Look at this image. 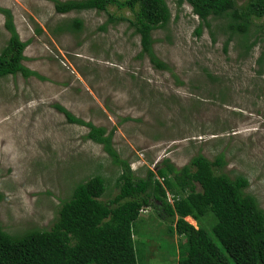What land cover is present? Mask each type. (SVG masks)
Instances as JSON below:
<instances>
[{"label": "rangeland", "instance_id": "obj_1", "mask_svg": "<svg viewBox=\"0 0 264 264\" xmlns=\"http://www.w3.org/2000/svg\"><path fill=\"white\" fill-rule=\"evenodd\" d=\"M166 2L170 20L152 32L151 46L169 69H157L147 56H137L139 36L124 22L98 28L107 17L103 11L59 13L52 0H0V7L10 9L19 38L29 41L22 63L42 76L0 77L4 230L21 234L49 227L75 185L94 174L106 178L102 200L118 191L119 167L101 143L85 138L88 127L68 122L55 104L113 130L112 147L137 175L147 168L155 171L165 157L179 168L197 152L213 158L222 151V171L245 174L248 189L264 208V73H257L256 64L261 42L246 57L239 55L243 48L236 40L224 50L222 32L215 42L203 25L195 34L200 20L187 3ZM121 12L129 14L116 11ZM74 17L83 20L81 31L51 30ZM4 20L0 10V50L9 38ZM141 216L134 238L145 243L149 264L193 256L188 239L170 231L155 208H144ZM185 218L196 226L194 219ZM118 220L127 223V210Z\"/></svg>", "mask_w": 264, "mask_h": 264}, {"label": "trees", "instance_id": "obj_2", "mask_svg": "<svg viewBox=\"0 0 264 264\" xmlns=\"http://www.w3.org/2000/svg\"><path fill=\"white\" fill-rule=\"evenodd\" d=\"M56 12H79L85 9L103 11L107 17L98 26L106 30L124 22L132 35L139 36L137 56H147L157 69L169 66L152 49V32L165 27L171 17L166 0H52ZM180 7L187 3L200 20L194 29L200 35L202 25L212 42L222 32L223 49L231 40L243 48L241 57L261 42L256 58L257 73H264V0H176ZM113 6L114 11L109 7ZM5 15L4 26L9 38L0 50V77L16 75L40 76L26 67L23 50L29 41H22L15 29L10 9L0 7ZM127 10L128 15L116 13ZM213 20L214 23L211 22ZM213 24V25H212ZM83 20L74 17L57 23L54 32L81 31ZM213 77L210 72H207ZM215 78V77H213ZM68 122L88 127L85 138L101 143L114 164L119 167L116 178L118 191L109 200H102L106 178L94 174L74 187L71 197L62 201L55 218L47 228H31L11 234L0 225V264H149L145 243L134 235L143 223L141 211L149 206L160 219L169 222L170 231L188 239L193 256L172 258L166 264H264V208L257 195L248 189L245 174L222 171L224 153L213 158L197 152L181 167L163 158L156 169L147 168L135 174L129 162L120 158L111 145L113 130L75 116L55 104ZM48 192V191H47ZM49 193V192H48ZM170 196V201L168 200ZM3 193L0 191V200ZM127 210V223L120 224L121 211ZM194 219L196 226L186 220ZM139 224V225H138Z\"/></svg>", "mask_w": 264, "mask_h": 264}]
</instances>
